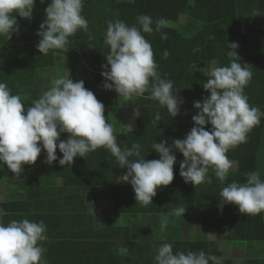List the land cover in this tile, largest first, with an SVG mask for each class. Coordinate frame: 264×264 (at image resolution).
<instances>
[{"label": "clouds", "instance_id": "obj_1", "mask_svg": "<svg viewBox=\"0 0 264 264\" xmlns=\"http://www.w3.org/2000/svg\"><path fill=\"white\" fill-rule=\"evenodd\" d=\"M83 4L84 0H51L45 10L46 19L37 32L41 38L36 45L40 53L69 51V38L80 30L88 32ZM35 5L36 0H0V35L10 39L19 31L17 15L30 20ZM166 27H169L167 19L154 21L144 14L137 16L136 24L131 26L119 18L109 21L103 43L110 51L101 75L106 90H115L124 100L148 93L150 99L166 106L170 117H176L183 103L177 95L179 90L174 92L173 82L161 77L151 43L144 35L159 32L166 40L167 33L162 31ZM236 48L238 43L229 44L230 65L214 68L203 84L210 95L202 102H194L198 110L192 117L195 126L186 137L174 139L170 145L167 141L152 144L159 159H146L139 143L121 149L113 125L106 121L105 105L85 87L83 80L74 81L71 75L51 77L50 88L31 101L27 109L22 98L0 82V166L7 165L19 179L25 165L35 164L44 150L48 164L58 160L60 165L71 167L75 157L104 148L115 157L119 167L127 169L122 180L132 185L137 204L142 207L153 203L158 188L173 182L177 150L184 156L179 174L185 182L196 187L212 183L211 168L224 183L234 166L228 151L246 142L247 133L264 116L258 108L250 106L245 95L253 74L247 63L234 59L239 56ZM163 55L167 59L169 52L165 50ZM161 121L157 112L152 122ZM208 124L212 125L211 130L206 129ZM63 133L68 134L66 140L60 139ZM57 148L62 158L58 157ZM245 175V183L233 181L219 192L221 208L234 204L242 214H260L264 212V180L258 171ZM186 210L180 206L171 214L184 216ZM166 228L167 217L162 216L160 230ZM46 232L43 221L23 219L7 224L0 221V264H43L46 249L42 242L48 239ZM156 251L155 264H222L221 257L203 250L174 253L170 243L161 244Z\"/></svg>", "mask_w": 264, "mask_h": 264}, {"label": "trees", "instance_id": "obj_2", "mask_svg": "<svg viewBox=\"0 0 264 264\" xmlns=\"http://www.w3.org/2000/svg\"><path fill=\"white\" fill-rule=\"evenodd\" d=\"M189 1L135 0L132 5H126L125 2L120 3L114 0H84L82 15L88 20L89 30L88 32L80 30L70 37L72 47L69 46L71 47L69 51L65 49L70 58L71 70L76 71L73 80L78 81L79 76L91 75L95 79H102L104 84L105 78L101 75L104 70L103 66L89 61L91 66L89 67L81 58L80 52L84 48L98 45V50L100 49L98 54L104 56V65L107 63L106 55L110 49L105 47L103 39L109 21H115L119 18L131 26L136 24V18L141 14L151 16L154 21L159 18L175 19L179 12L191 8L192 17L203 21L205 24L207 21H220L217 19L218 14H223L225 6L227 7L230 2H233L230 0H193L189 6ZM223 1L226 5H223ZM36 2L47 7L51 0H43V2L36 0ZM261 18L253 20L255 31H261L263 28V18ZM221 21L230 23L228 19ZM230 21L233 23L234 20ZM234 24L236 25L235 28L237 26L241 27L238 22H234ZM162 31L167 33L168 38L166 40L161 38L159 32L144 34L153 48L154 60L158 65L161 77L173 82V91L179 90L177 95L182 101L186 99L188 101L192 100L191 102H202L206 96L210 95V92L203 87V84L210 77L201 76L198 78L197 84L188 90L186 95L185 89L181 87L186 76L190 73L191 64L196 60V58L195 60L193 58L194 50L199 48L203 51L205 49L208 51L213 50L210 47V41L206 42L208 36L201 34L204 28L195 38H185L172 28H164ZM17 36L18 38L13 40L0 35V82L6 83L12 94L19 95L22 101L27 102L24 104L31 105V101L36 96L34 93H37L32 87L33 73L46 65H51L55 60L54 52L50 51L47 55H44L39 50L31 53H24L23 50L19 51L17 43L21 40L24 39L23 41L28 42L40 40L41 38L37 33L27 34V31L21 32ZM232 39L236 43L237 40H242V36L236 34ZM165 50L169 52L167 59L163 55ZM260 54L258 52L250 54L248 57L237 56L235 59L238 62L248 64L247 67L250 68L254 81L246 86L245 90L247 92H244L248 97L250 106L256 107L264 113V72L261 69L262 61L259 58L262 56ZM92 55L94 54H88V59H92ZM32 56L33 58H27ZM94 58L96 59V57ZM218 58L220 67L230 65L228 63L230 60H225L222 56H218ZM79 59L83 61L82 66L78 62ZM77 72H80V74H77ZM256 77H259V80L255 79ZM190 79L192 78L190 77ZM95 91L99 96L97 99L105 105L106 121L110 123L109 106L117 103L118 93L115 90H106L103 86L99 87V90L95 89ZM29 94L34 97L32 100H30ZM38 95H42L41 90ZM145 95L149 97L148 93H145ZM145 101L143 97L134 99V103L138 104L139 109L138 128L125 133L114 132V134L117 136V142L122 150L125 147L130 148L133 143H139L142 146V155L146 159H159V154L152 149V144L155 141H167L170 145L174 139H184L195 124L191 116L184 117L181 111H184L187 107H192V105L183 102L180 105V113L176 117H170L166 106L156 105L158 101H155L154 105L151 104V100H148L147 104ZM157 112L160 113L162 121L153 123L152 121ZM205 127L207 130H211L210 125ZM67 136V133H63L60 139L66 140ZM175 154L177 163L174 164L173 182L168 186L158 188L157 195L153 197V203L146 207L137 204L131 184L118 183V176L120 173H126L127 169L119 167L115 157L104 148H98L85 157H75L71 167L60 165L58 160L51 165L48 164L46 162L47 153L44 150L35 164L25 165L24 172L21 173L19 179L14 176L7 165H5L4 172L12 183L18 184L25 190L27 202L39 201V205L35 208L29 205L24 210L23 214H28V218L42 216V218L63 224L71 223L74 219L86 213L85 200L89 188L100 187L102 189L99 194L100 197L111 199L117 213H172L175 208L183 206L187 209L185 213H200L201 224L205 227H214L216 236L219 239L264 240V212L257 215L242 214L239 212L238 206L234 204H224L221 208L222 202L218 195L223 187L233 181L245 183V174L249 172L258 171L261 179L264 180V166L261 164V158L264 157V116H261V122L247 133L246 142L240 143L234 148L231 159L237 161V168L229 172L224 183L218 180L211 168L209 169V175L212 177V183H203L196 187L190 182H185L179 174L180 162L184 160V156L178 150ZM57 155L62 158L63 154L59 148H57ZM48 167L53 169L55 176L63 178L62 185L59 188L50 189L47 185L41 184V175L47 171ZM5 217L8 216L0 215V221L4 222ZM117 229L121 231V249H130L129 254L121 252V256H119L121 264H155L156 250L163 243H170L174 253L203 250L206 254L221 257L218 244L213 240H157L148 235L137 240L132 237L129 226H121ZM99 242L104 246L108 244L107 240H99ZM116 244L115 241L114 245ZM107 256L110 258L109 264H114L115 261H112L110 253ZM56 258H48L47 263L76 264L71 258H66L67 261ZM247 263L263 264L260 259L248 260ZM222 264L232 263L228 259L222 258Z\"/></svg>", "mask_w": 264, "mask_h": 264}, {"label": "rangeland", "instance_id": "obj_3", "mask_svg": "<svg viewBox=\"0 0 264 264\" xmlns=\"http://www.w3.org/2000/svg\"><path fill=\"white\" fill-rule=\"evenodd\" d=\"M114 1L120 3L125 2L126 5H132L135 2V0ZM230 1L233 2H230L229 6H227L228 8L225 6L223 14H218L219 16L217 19L220 21H207L204 24L203 21H199L192 17L191 8L179 12L175 19H167L169 27L166 28L175 29L182 36H185V38H195L201 33V29L204 28V31H202L203 33L201 34L208 36L206 42L210 41V47L213 48V50L209 51L206 49L203 51L201 48L194 50L193 58L194 60L196 58V60L191 64L190 73L186 76V79L183 81V86L181 87L185 89V95L188 90L192 89L197 84L198 78L201 76L208 78L214 68L220 67L218 56H222L225 60H230L227 53L232 49H229V44L234 43L232 37H235L236 34L242 36V40H237L236 42L238 43V48H236L235 51L239 54V57H248L250 54L260 52V55L262 56L259 58L260 61H262L261 69H263L264 72V0ZM192 2L193 0H190L188 5L190 6ZM223 5H226L224 1ZM46 8V6L36 2L33 17L30 20L17 15L19 31L13 33L11 38L13 40L18 38L17 35L21 32L24 33V31H27V34L37 33L40 29V25L46 19ZM261 17L263 18V28L261 31H255L253 20ZM223 19H228L230 23H227V21H221ZM230 20H234L233 23ZM234 22H238L241 27L237 26L238 28H235L236 25ZM23 40L17 43V49L19 51L23 50L24 53L38 51L36 45L39 43V39L28 42ZM69 46H71V44H69ZM98 48V45H93L87 49L84 48V50L80 52L81 58L89 65V67H91V61L99 63L102 66L104 65V56L102 54L100 55L101 57L99 56L98 52L100 49L98 50ZM88 54H94L92 55L93 58L88 59ZM94 57H96L97 60ZM27 58H33V56ZM54 58L55 60L51 65H46L33 73L34 78L32 87L37 91V93H34V95H36L35 99L39 98L40 95H38V93L40 90L43 93L44 90L46 91L50 88L51 77L56 75H71L72 79L75 78L74 75L76 74V71L71 70L70 58L65 50H56L54 52ZM82 59H79L78 61L81 63V66L83 65ZM56 60H60L61 63L57 65ZM228 63H230V61ZM77 74H80V72H77ZM190 77L192 79H190ZM92 79H94V81H92ZM255 79L259 80V77H256ZM80 80L84 81L85 87L92 90L97 98L99 97L95 89L99 90V87L103 86L102 79H95L93 76L87 75L83 77L79 76L78 81ZM251 81H254V77ZM244 91L247 92L246 90ZM142 97L146 100V104L149 102L148 100H151V104L153 105L156 101L150 99L147 95ZM33 98L34 97L30 95V100ZM191 101L186 99L183 101L184 104L192 105V107H187L184 111H181V114L184 117H193L197 114L198 110L194 107V102ZM23 102L27 103L25 101ZM158 104L159 103L156 105ZM29 106L31 105L25 104L26 109ZM109 112L110 123L113 125L115 133H125L138 128L139 109L138 104L134 103V99L124 100L119 97L118 94V101L116 104L109 106ZM208 125L212 128L211 124ZM233 153L234 148L228 151L227 155L229 159L233 157ZM261 164L264 166L263 156L261 158ZM4 170L5 165L3 168H0V215L8 216L4 218L3 223L7 224L12 220L20 221L23 219H28L30 222L43 221L46 225V235L48 237L46 241L42 242L46 249L43 255L44 263L45 261H48V258L53 259L57 257L56 259H61L62 261H64V259L66 260V258H71L76 264H109L110 258H108L107 255L110 253L112 261H115L114 264H121V258H119L122 252L121 231L117 228H121V226H129L132 237L137 240L147 237V235L157 240H213L218 244L220 256L228 259L232 264H249L247 261L252 259H260L264 264V240L249 241L219 239L216 236L215 229L211 234L209 233L211 227H205L201 224V217L198 212L185 213L184 216H175L171 213L150 212L119 213V215H112L111 213H106L105 210L113 209L114 212H116L114 202L111 199L100 197L99 194L102 190L100 187L89 188L85 200V205H87L86 213L80 215L79 218L74 219L71 223L63 224L47 218H42V216H39V218H34L33 216L28 218V214H23L24 210L28 208L29 205L31 207L34 206L33 208H35V206L39 205V201H30L31 203L27 202L25 190H23L18 184L12 183L11 180L7 178ZM52 170L51 167H48L47 171L41 175V184L47 185L50 189L59 188L62 185L63 178L55 176ZM124 174L125 173H120L118 176V183L130 184L129 182L122 180ZM91 200H93V202H91ZM94 203H97L99 207L97 208L96 213H91L90 207ZM99 212L102 213V215H100ZM162 216L167 217V228L165 231L160 230V219ZM99 240H107L109 245L107 244L104 246L100 244ZM115 241L117 243L116 245H114ZM122 253L129 254L130 249H127V251Z\"/></svg>", "mask_w": 264, "mask_h": 264}, {"label": "crops", "instance_id": "obj_4", "mask_svg": "<svg viewBox=\"0 0 264 264\" xmlns=\"http://www.w3.org/2000/svg\"><path fill=\"white\" fill-rule=\"evenodd\" d=\"M59 63H61L60 60H56V64L58 65ZM120 112H121V110H120ZM231 161L233 162V165L234 166H233V168L230 171L236 170V168H237V162H236V160H231ZM91 202H93V200H91ZM98 207H99V205L97 203L92 204L91 207H90L91 213H94V212L96 213ZM105 211H106V213H111L112 215H119V213L114 212L113 209L112 210L109 209V210H105ZM100 215H102V213H100ZM113 218H114V216H113ZM212 232H214V227H211V229L209 230V233L212 234ZM45 263L47 264L46 261H45ZM45 263L43 262V264H45Z\"/></svg>", "mask_w": 264, "mask_h": 264}]
</instances>
